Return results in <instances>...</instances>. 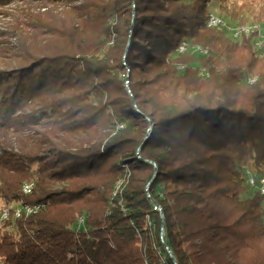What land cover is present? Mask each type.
<instances>
[{"label": "trees", "instance_id": "trees-1", "mask_svg": "<svg viewBox=\"0 0 264 264\" xmlns=\"http://www.w3.org/2000/svg\"><path fill=\"white\" fill-rule=\"evenodd\" d=\"M179 1L167 32L138 29L168 51L165 80L194 90L184 107L135 106L132 55L84 39L115 18L93 0L70 13L77 44L0 69V264H264V195L246 180L264 175V49L210 26V0Z\"/></svg>", "mask_w": 264, "mask_h": 264}, {"label": "rangeland", "instance_id": "rangeland-1", "mask_svg": "<svg viewBox=\"0 0 264 264\" xmlns=\"http://www.w3.org/2000/svg\"><path fill=\"white\" fill-rule=\"evenodd\" d=\"M93 1L95 5L90 8L92 12L98 13L100 8L111 5L115 18L108 23L96 25L95 29L84 36V39L89 40L87 44H94L92 46L99 44L101 47L103 42L104 51L120 52L123 59L132 55V59L126 64L123 76L128 91L130 92L128 80L132 77L136 90L141 95L139 101L133 98L139 110L141 106L157 114L159 109L157 106L184 107L188 100L195 98L192 97L194 90H186L185 86L178 87L165 80V71L159 64V59L167 57L168 51L161 52L159 49H154L150 42L154 37L150 38L148 32L138 29L141 25L142 28L152 29L156 33L167 32L170 25L162 21V15L168 16L178 6L183 5L179 0ZM83 2L85 0H75L69 4H45L32 0H15L0 5V69L14 63L18 56L22 57L26 51L36 52L60 45L77 44L81 37L72 33L70 13L75 6ZM209 9L223 17L230 25L259 23V21L264 23V17L259 18L261 16L258 15L259 12L264 13V0H210ZM43 22L48 24L43 25ZM108 31L111 36L108 35ZM132 39L145 43L150 48L149 53L141 48L133 49ZM199 50L206 52L205 49L195 46L188 47L186 51L194 52L199 56L201 55ZM197 64L198 61H195L194 65ZM204 89L199 92L201 94L208 92V88L204 87Z\"/></svg>", "mask_w": 264, "mask_h": 264}, {"label": "bare ground", "instance_id": "bare-ground-1", "mask_svg": "<svg viewBox=\"0 0 264 264\" xmlns=\"http://www.w3.org/2000/svg\"><path fill=\"white\" fill-rule=\"evenodd\" d=\"M214 18H217L218 21L214 20ZM209 25L210 26H221L226 28L233 36L236 35V32L241 31V37L243 35H248L250 33H252V30L254 31H259L260 34L264 35V25H262V23H251V24H241V25H230L228 24V22L226 20H224L222 17H220L219 15L211 12L210 17H209ZM241 37H234L236 39H240ZM255 45L258 49L263 50V47L261 46V38H256L255 41ZM183 51L187 50V45H185L182 49ZM204 72H206L204 70ZM208 74V73H207ZM33 189V183H26L24 185V191L27 193H30ZM39 206H19L16 208V215L19 216L21 213V210L26 211L27 213H31L34 212L36 210H38ZM156 209H159V207L155 206ZM8 209L3 213V216L5 217L8 214ZM168 248V247H167ZM169 249V248H168ZM171 257H173L171 250L169 249V251H167ZM162 264H167V263H162Z\"/></svg>", "mask_w": 264, "mask_h": 264}, {"label": "built area", "instance_id": "built-area-1", "mask_svg": "<svg viewBox=\"0 0 264 264\" xmlns=\"http://www.w3.org/2000/svg\"><path fill=\"white\" fill-rule=\"evenodd\" d=\"M214 20L218 21L217 18H214ZM253 31L254 30H252V32ZM255 32H257V34H258L257 38H261V46L264 49V35L260 34L259 31H255ZM233 37H241V31L236 32V35ZM202 74H207V72H204V70H202ZM246 180L250 186L258 189L260 191V193L264 195V175L257 176L251 170H247ZM165 248L167 251H169L167 246H165Z\"/></svg>", "mask_w": 264, "mask_h": 264}]
</instances>
